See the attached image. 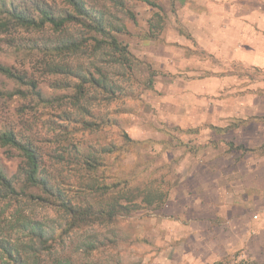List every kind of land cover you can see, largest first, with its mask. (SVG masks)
I'll list each match as a JSON object with an SVG mask.
<instances>
[{
	"label": "rangeland",
	"instance_id": "rangeland-1",
	"mask_svg": "<svg viewBox=\"0 0 264 264\" xmlns=\"http://www.w3.org/2000/svg\"><path fill=\"white\" fill-rule=\"evenodd\" d=\"M2 1L30 11L33 3L50 5ZM84 1L114 27L125 28L113 35L127 47L131 66L102 63L100 52L93 64L85 55L74 61L93 74L94 67L102 69L116 94L108 98L98 92L72 105L68 96L75 97V81L50 73L52 56L42 55L45 39L55 38L50 32L0 34V64L35 81L48 100L38 103L25 87L0 75L1 91L23 93L0 100V130L33 140L45 177L66 202L107 211L115 184L140 197L161 194L162 202L108 221L94 214L87 224L31 190L18 199L25 216L48 236L46 250H35L37 242L17 229L13 206L5 201L0 239L25 245L19 249L23 258L30 256L28 264L35 255L41 264H264V65L249 63L264 62V39L247 40L255 45L244 54L248 62H218L214 54L175 42L176 36L188 41L192 11L200 12L192 0H152L161 11L137 0ZM219 1L225 13H236L239 0H213L212 13H223ZM248 2L240 14L255 13L257 4ZM194 52L200 62L210 57V69L188 70ZM203 74L211 79L192 83ZM219 76L226 82L213 79ZM20 164L17 152L0 146L3 173L17 175ZM210 239L217 244L206 245ZM222 253L226 256L212 261L211 254Z\"/></svg>",
	"mask_w": 264,
	"mask_h": 264
},
{
	"label": "trees",
	"instance_id": "trees-1",
	"mask_svg": "<svg viewBox=\"0 0 264 264\" xmlns=\"http://www.w3.org/2000/svg\"><path fill=\"white\" fill-rule=\"evenodd\" d=\"M47 1L50 2V5L47 2L33 3V11L25 7L21 8L13 2L7 5L2 1L0 3V34H11L20 29L42 35L50 32L55 38L54 40L45 39L42 44L44 49L42 55L52 56L47 67L50 73L54 75L64 74L75 81L72 87L75 97L68 96L69 102L72 101L73 105L80 102V99L91 100L98 92L112 98L116 94V87L108 83L107 76L102 69L94 67L95 74H93L91 71L77 67L78 65L74 64V61L85 55L93 64L100 52L102 63L131 66V55L127 47L121 45L113 35V33L124 32L125 28L122 26L114 27L104 18L102 11L88 7L84 0ZM137 1L161 11V8L152 0ZM103 56L107 58V61H103ZM74 66L77 68L76 70H74ZM0 75L21 87H25L26 90L30 91L29 95L32 96V99L37 100L38 103L45 104L48 102L37 89L35 81L27 79L26 76L19 75L11 68L1 64ZM90 92L91 95H89ZM18 94L23 93L19 92L18 89L11 92L0 90V100L12 101ZM126 140L127 143H132L131 140ZM0 146L12 149L21 157L17 175L8 177L0 170V202L5 201L12 204L13 210L10 216L14 219L13 223L18 227L17 229L27 232V236L30 237L29 242L32 240L37 242L35 250L38 246L40 251L46 250L45 244L48 236L45 235L39 222L33 221L34 219L30 218V214L26 216L24 214L25 205L18 198L28 191L37 190L41 195L53 198L57 202L45 201V204L63 210L69 216L76 217L87 224L95 220L93 219L94 214L100 217L106 216L108 221L119 213L139 211L144 206L159 208L162 202L163 196L161 194L140 197L131 190L118 188L120 184H115L113 187L116 190V196L106 208L108 210L94 213L93 207L89 205L66 202L63 200L61 192L50 185L49 180L45 177V165L39 149L27 135L13 130H0ZM86 164L89 165V163ZM36 199L44 200L42 196H38ZM97 218L98 223H100L102 219ZM77 223L82 222L77 221ZM16 242L11 243L6 239H0V264H28L30 256L23 258L19 249L26 246L18 245ZM29 248H33V246L31 245ZM35 258L31 264H41L39 256L35 255ZM55 262V264H67L57 260Z\"/></svg>",
	"mask_w": 264,
	"mask_h": 264
},
{
	"label": "crops",
	"instance_id": "crops-1",
	"mask_svg": "<svg viewBox=\"0 0 264 264\" xmlns=\"http://www.w3.org/2000/svg\"><path fill=\"white\" fill-rule=\"evenodd\" d=\"M192 1L197 5V8L200 9V12L192 11L190 16L192 25H188L189 29L187 30L188 41H186L182 36H176L174 38L175 42L181 45L187 44L189 48L195 46L193 48L194 50L197 48V50H202L209 56L214 54L216 58L215 60L218 62L224 61L226 58H229L235 64H240L238 60L248 62L249 59H247L244 54L252 52V49L255 47V45L247 42V40H258L260 38L264 39V0H250V2L257 4L253 9L255 13L251 14H240V11H246L247 7L251 6V4L249 5V0L237 1V5H235L237 7H231H235V14L225 13V9L223 7L225 5L221 1L218 3L223 7L221 9L223 13H212L210 11L209 6L213 3V0ZM244 39L246 40L243 41ZM236 55L237 57H235ZM209 56H207L208 60L200 62L195 59L197 55L194 52V54L189 56L187 59L189 68L188 70L197 71L200 69H210L211 63L209 61ZM262 61H264V58ZM249 63L252 64L253 67L257 68H259L261 65H264V62H260L258 59L251 60ZM178 67L184 69V67H181L180 65ZM205 79L210 80L211 76L205 77V74H203V77L193 80L192 83H198L200 81L198 84H201L205 82ZM213 79L218 80L219 84L226 82V77L224 76H219L218 78ZM242 242V239H240L239 244L242 245ZM216 244L217 242H212V239H210L206 245L211 246ZM222 254H220V257H215V255L212 254L209 255L214 258L212 261H216L222 256H226L225 253L223 255ZM209 255L208 257L211 259Z\"/></svg>",
	"mask_w": 264,
	"mask_h": 264
}]
</instances>
